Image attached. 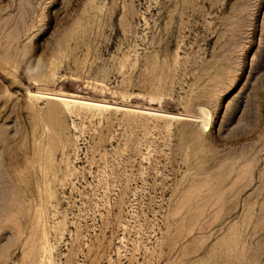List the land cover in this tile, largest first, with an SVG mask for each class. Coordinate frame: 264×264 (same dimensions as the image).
I'll list each match as a JSON object with an SVG mask.
<instances>
[{
  "label": "rangeland",
  "instance_id": "1",
  "mask_svg": "<svg viewBox=\"0 0 264 264\" xmlns=\"http://www.w3.org/2000/svg\"><path fill=\"white\" fill-rule=\"evenodd\" d=\"M0 264H264V0H0Z\"/></svg>",
  "mask_w": 264,
  "mask_h": 264
},
{
  "label": "bare ground",
  "instance_id": "2",
  "mask_svg": "<svg viewBox=\"0 0 264 264\" xmlns=\"http://www.w3.org/2000/svg\"><path fill=\"white\" fill-rule=\"evenodd\" d=\"M43 95L45 97H46V95H48L50 98L52 97V99H57V101H61L62 103H64L65 105H68V106L70 104H72V103H81V104L92 105V106H105V105H108L107 103H104L102 101H94V100H89L87 98L86 99L82 98L83 96L80 97V96H78L79 94L77 95L75 93H73V94L69 93V95H68L66 93H48L47 92V94L44 93ZM43 95H41V96H43Z\"/></svg>",
  "mask_w": 264,
  "mask_h": 264
}]
</instances>
